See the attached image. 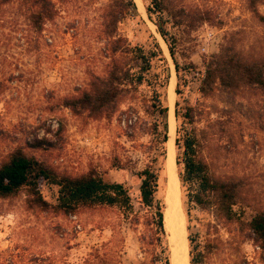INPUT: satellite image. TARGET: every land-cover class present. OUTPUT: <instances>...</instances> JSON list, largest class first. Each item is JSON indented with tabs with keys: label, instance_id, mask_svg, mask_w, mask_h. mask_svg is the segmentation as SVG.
<instances>
[{
	"label": "rangeland",
	"instance_id": "obj_1",
	"mask_svg": "<svg viewBox=\"0 0 264 264\" xmlns=\"http://www.w3.org/2000/svg\"><path fill=\"white\" fill-rule=\"evenodd\" d=\"M106 2H57V15L52 21L45 22L40 33L32 30L19 0L4 5L0 12V159L12 148L21 146L60 170L79 174L93 166L105 179L134 188L135 181L128 168L141 166V150L147 137L136 135L131 139L128 136L131 131L127 126L131 116L128 104L109 120L84 123L60 101L63 96L84 86L88 69L95 72L101 69L104 59L100 50L104 40L98 34L101 7ZM173 2L185 8L205 9L214 15L213 20L202 23L191 32L186 31L184 22L176 25L166 14L163 15L165 30L176 38L175 58L180 65L192 62L202 69L203 58L218 51L228 30L243 28L246 46L258 37H264V24L251 17L244 0ZM148 3V0H136L134 17L123 20L118 32L147 48L152 34L163 51L166 47L167 53L164 51L163 54L167 56V77L169 82L170 76H174L175 92L174 62L158 32L156 15L149 17L146 12ZM260 10L264 13V5ZM198 82V74L193 71L181 76V94L175 93L174 111L176 102L179 107H193L197 124L203 128L207 126L212 136L208 152L227 173H251L257 180V190L261 191V201L264 202V119L257 116L259 104L264 105V100L228 93L205 98L199 93ZM163 100L169 109L168 83ZM136 114L142 116L141 112ZM219 120L225 121V132L217 139L218 128L210 125ZM181 125L175 117V166L176 156L181 151L175 145L176 130L182 128ZM130 159H138L135 167ZM176 172L178 176L177 166ZM166 188L165 158L157 193L164 203ZM42 191L51 198L50 190L44 187ZM178 199L187 239L180 183ZM195 214L204 223L211 221L207 213L196 211ZM196 230L197 226L190 231ZM165 233L170 256V234L166 230ZM241 238L233 242L232 250L225 249L206 264H264L260 246ZM224 256L225 262L221 263ZM143 258L137 232L122 222L116 211L102 209L63 217L28 211L21 199L0 203V264H84V260L86 264H132Z\"/></svg>",
	"mask_w": 264,
	"mask_h": 264
},
{
	"label": "trees",
	"instance_id": "obj_2",
	"mask_svg": "<svg viewBox=\"0 0 264 264\" xmlns=\"http://www.w3.org/2000/svg\"><path fill=\"white\" fill-rule=\"evenodd\" d=\"M11 1L0 0V12ZM19 1L32 30L40 33L45 22L57 15L56 3L70 0ZM148 1L146 12L149 17L156 15L158 32L174 62L177 95L181 94L179 79L193 71L198 74L199 93L205 98L228 93L264 100L263 36L246 46L243 28L228 30L218 51L203 58L202 69L192 62L180 65L175 58L176 38L165 30L163 15L176 25L184 22L187 32L213 20L214 15L197 7L177 6L173 0ZM262 5L264 0H244L245 9L259 24H264ZM134 15V0H107L101 7L98 34L104 40L100 50L104 59L101 69L99 72L88 69L84 86L60 100L63 107L84 123L109 120L128 104L131 113L128 136L147 137L141 150V166L128 168L132 171L134 188L105 179L93 166L71 174L18 146L0 159V203L21 199L28 211L63 217L102 209L116 211L121 221L137 232L144 258L132 264H170L164 228L165 203L157 194L166 158L168 107L163 97L168 65L152 34L147 48L118 32L120 23ZM178 105L176 102L174 113L182 128L176 130L175 145L181 150L176 156V166L185 204L189 264H206L225 249L232 250L233 242L241 237L259 245L264 257V202L256 178L251 173H227L221 168L215 156L208 152L212 136L207 126L197 124L193 107ZM257 116L264 119L263 104H259ZM224 122L209 124L218 128L217 139L225 132ZM129 161L135 167L138 159ZM44 187L52 192L51 198L44 195ZM196 211L209 214L211 221L204 223ZM195 226L197 230L190 231Z\"/></svg>",
	"mask_w": 264,
	"mask_h": 264
},
{
	"label": "bare ground",
	"instance_id": "obj_3",
	"mask_svg": "<svg viewBox=\"0 0 264 264\" xmlns=\"http://www.w3.org/2000/svg\"><path fill=\"white\" fill-rule=\"evenodd\" d=\"M138 3L139 2H136L137 6H139ZM140 6L138 8H140ZM163 48L165 53H167L166 47L164 46ZM174 82L175 78L171 75L168 82V98L170 105L166 117L168 125V139L166 142L168 151V160H166L168 166V181L165 196L164 228L170 234V264H188L187 239L184 232L183 215L181 211H179L178 206L179 180L174 161Z\"/></svg>",
	"mask_w": 264,
	"mask_h": 264
},
{
	"label": "water",
	"instance_id": "obj_4",
	"mask_svg": "<svg viewBox=\"0 0 264 264\" xmlns=\"http://www.w3.org/2000/svg\"><path fill=\"white\" fill-rule=\"evenodd\" d=\"M163 40V39H162ZM165 42V41H164ZM167 46V45H166ZM161 47V46H160ZM161 49H162V47H161ZM162 51H163V49H162ZM169 52V51H168ZM163 53H164V51H163ZM164 56H165V58L167 57L165 54H164ZM169 57H170V54H169ZM171 58V57H170ZM167 139H168V126H167ZM167 142V141H166ZM167 155H168V151H167V148H166V160H168V157H167ZM167 171H168V166H167V162H166V173H167ZM167 181H168V173H167Z\"/></svg>",
	"mask_w": 264,
	"mask_h": 264
}]
</instances>
